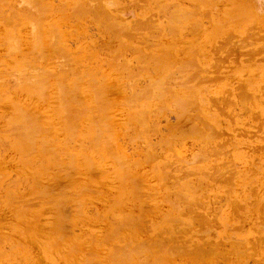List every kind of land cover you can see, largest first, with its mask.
<instances>
[{
  "label": "rangeland",
  "instance_id": "374dc122",
  "mask_svg": "<svg viewBox=\"0 0 264 264\" xmlns=\"http://www.w3.org/2000/svg\"><path fill=\"white\" fill-rule=\"evenodd\" d=\"M5 1L0 84L25 80L0 85V264H264V0H33L43 17ZM35 51L44 95L13 75ZM14 105L51 131L37 145Z\"/></svg>",
  "mask_w": 264,
  "mask_h": 264
},
{
  "label": "bare ground",
  "instance_id": "6f19581e",
  "mask_svg": "<svg viewBox=\"0 0 264 264\" xmlns=\"http://www.w3.org/2000/svg\"><path fill=\"white\" fill-rule=\"evenodd\" d=\"M6 1H7V0H6ZM6 1H5V3H6ZM9 1H10V0H9ZM13 1H14V0H13ZM21 1H22V0H21ZM21 1L19 0L18 2H21ZM38 1H40V0H37V2H38ZM45 1H47V0H45ZM16 2H17V0H16ZM27 2H29V3H30V2H33V4H35V5L31 4L32 6H34V8H35V6H36V9L32 8V6H31V8H32V14H34V15H35V12L33 11V9H34L35 11L40 9V11H42V13H43V14L40 13V14H41L40 16H42V17L45 15V13H47V12H45V10H46L47 7H48V9H50V11H51V9H52V8H51L52 6L50 7L49 5H48V6L43 5V7L45 6L46 8L40 7V6H41V3H40V2L37 4V5H38V8H37V5H36L37 2L35 1V3H34L33 0H31V1H30V0H25V2H22V3H27ZM42 2H44V1H42ZM0 3H3V2H1V0H0ZM22 3H20V4H22ZM29 3H27V4H29ZM20 4H18V6H19ZM1 5H2V4H1ZM6 5H7V4H4V5H2V6H6ZM10 5H11V4H10ZM22 5H23V4H22ZM24 5H25V7H24ZM24 5H23V7L20 6L21 8L18 7L17 5H15V6H17V8H16L15 6H14V7H15L17 10H18V8H19V9H22V10L26 8V9H25V12L29 10L28 12L31 13V8L29 7V5H27V6H26V4H24ZM39 5H40V6H39ZM27 7H28L29 9H28ZM49 7H50V8H49ZM53 7H54V6H53ZM1 8H3V7H1ZM11 9H12V8H11ZM16 9H15V10H16ZM27 9H28V10H27ZM43 9H45V10H43ZM17 10H16V11H17ZM0 11H2V10L0 9ZM16 11L14 12L15 15H17ZM5 12H6V13H5ZM5 12H3V13L6 15L7 12H8V9H7ZM12 12H13V11H12ZM12 12H11V13H12ZM22 12H23V11H22ZM25 12H23V13H25ZM33 12H34V13H33ZM9 13H10V10H9ZM11 13H10L9 18L7 17V19H5L4 16L2 17V15H0V16L2 17V20H1V18H0V20H1L2 22H3V21L5 22V20H6V21L10 20V17H12V16H11ZM26 13H27V12H26ZM26 13H25V14H22L21 16H22V17H24V16L26 17V16H27L26 18H28V19L30 20V18H31L30 16L33 17V15L31 14V15L28 17V15H26ZM29 13H28V14H29ZM37 13H38V12H37ZM48 13H49V11H48ZM48 13H47V14H48ZM50 13H51V12H50ZM53 13H54V11H53ZM4 14H3V15H4ZM49 15H50V14H49ZM35 16H36V17L38 16L37 18H38V20H40V18H39V14H36ZM52 16H53V15H52ZM17 17H18V16H16L15 21H17ZM12 18H13V17H12ZM33 18H34V19H32V20H34L33 22H32V20H30L31 23H30V21H29V23H30L29 25H31V24L33 23V24H32L33 27H32V26L30 27V30H31L30 33H31V36H32V35L34 36L33 39L36 40V38L38 39V37H40L39 35H41V32H40L41 28H40V25H38V24H40V22L43 23V22H42L43 20H42V21H41V20L38 21L35 17H33ZM45 18H46V17H45ZM45 18H44V19H45ZM4 19H5V20H4ZM13 19H14V18H13ZM41 19H42V18H41ZM47 19H48V18H47ZM35 20H37L38 24L35 22ZM45 20H46V19H45ZM10 21L12 22V20H10ZM10 21H8V23H10ZM34 22H35V23H34ZM5 23H6V22H5ZM11 24H13V23H11ZM36 24H37L39 27H36ZM10 26H12V25H10ZM34 26H35L36 28H35ZM50 26H51V25H50ZM52 27H53V26H52ZM52 27H51V29H52ZM12 28L14 29V27H12ZM31 28H33V29H31ZM37 28H38V29H37ZM34 29H35V30H34ZM32 30H33V31H32ZM36 30L39 31V32H37ZM52 30H53V29H52ZM54 31H55V30H54ZM54 31H53V33H52V36L55 35V32H54ZM15 32H16V31L14 30V33H15ZM33 33H34V34H33ZM38 33H39V34H38ZM37 34H38V37L35 38V36H36ZM12 35L15 36V37L13 36V38H16V37H17L15 34H12ZM12 35H10V38H11ZM29 35H30V34H29ZM49 36H50V34H49ZM7 38H8V37H7ZM41 39H42V37H41ZM41 39H38L37 41H34V42H35V43H34L33 40H32V37H31V40H32V42H33L35 45H36V42L40 43ZM51 39H52V40H51ZM53 39H54V41H53ZM5 40H6V39H5ZM15 40H16V39H13L12 41H15ZM16 41H17V40H16ZM19 41H20V40H19ZM49 41H50V43H47L48 46H45L43 42L41 43V45L38 44V45H40V46L42 47V53L40 54L41 51H38V53H39V54L41 55V57H42V61L44 60V58L46 59V61H50V60L52 61V60L54 59L53 57H54V55H55V37L52 38V37L50 36V37H49ZM51 41H52L53 43H52ZM9 42H11V39L9 40ZM33 43H32V45H33ZM51 43H52V45H50ZM6 44H7V43H4L3 45L6 46ZM11 44H12V43H11ZM11 44H10V45H11ZM14 44L16 45L17 42H16V43L13 42V49H14V50H12V52L15 51V50H16V51H19V50H18L19 47H17V45H16V48H17V49H15V48H14V46H15ZM1 45H2V44H1ZM7 45H8V44H7ZM10 45H9V46H10ZM35 45H34V46H35ZM34 46H33V47H34ZM11 47H12V46H11ZM5 48H6V47H5ZM8 48H10V47H8ZM31 48H32V47H31ZM36 48H38V47L36 46ZM39 48H40V47H39ZM46 48H48V49H46ZM32 49H33V48H32ZM32 49H31V51H32ZM45 49H46V50H45ZM36 50H37V49H36ZM16 51H15L14 53H17ZM21 51H22V50L20 49L19 52H21ZM31 51H29V54H30V55H32V53H30ZM8 52H9V54L11 53L10 51H8ZM26 52H27V51H26ZM26 52H25V53H26ZM14 53H12V54L14 55ZM22 53H23V51H22ZM33 53H34V52H33ZM18 54H19V53H18ZM18 54H17V55H18ZM20 54H21V53H20ZM34 54H35V55L33 56V58L35 57L36 60L33 59V58L31 57V59H32V61H31V59L28 58V60H30L32 63H31L30 61H27V59H25L27 62L30 63V64H28V69H26V67H27L26 64H27V63H25V65H24L23 62H21L22 65L25 66V68L22 67L21 70L17 71V72L14 73L13 75H16V74H17V76H18L20 73L23 74V72H26L27 70H29L30 73H31L30 78H33V80H32V79L30 80V79L27 77L26 80L28 81L27 84H29L28 87H30L31 89L34 88V89H32V90H36V92H37V90H40V91L42 92V85H46L45 83L48 82V81H46V79H47L49 76L47 77V72H46L45 70H43L44 67H45L44 64H43L44 67L42 66L43 69H41L40 66L37 65L36 61L41 60V59H39L40 57L36 55V51H35ZM42 54H43V55H42ZM7 55H8V53H7ZM23 55H25V54L23 53ZM23 55H22V56H23ZM26 55H27V54H26ZM26 55H25V56H26ZM18 56H19V55H18ZM20 56H21V55H20ZM26 57H27V56H26ZM38 57H39V58H38ZM51 57H52V58H51ZM3 58H4V57H3ZM7 58H8V57H7ZM19 58H20V57H19ZM21 58L24 59V56L21 57ZM37 58H38V59H37ZM49 58H50V60H48ZM33 60H34V61H33ZM22 61H24V60H22ZM34 62H35V63H34ZM38 62H39V61H38ZM43 63H44V62H43ZM5 65H6V63H5ZM17 65H18V62H17ZM50 65H51V64H50ZM50 65H49V66H50ZM46 66H47V65H46ZM11 67L13 68V66H11ZM15 67H16L15 69H17L18 66H15ZM3 68H4V67H3ZM7 68H8V67H7ZM8 69H9V68H8ZM13 69H14V68H13ZM3 70H5V69H3ZM48 72H49V71H48ZM0 73H2V71H1ZM3 73H4V72H3ZM6 74H8V73L1 74L0 76L3 77L4 75L6 76ZM10 74L12 75L11 72H10ZM10 74H8L9 77H11ZM54 74H55V73H54ZM23 75L25 76V73H24ZM23 75H22V77H23ZM26 75H27V74H26ZM52 75H53V73H52ZM2 77H1V78H2ZM15 77H16V76H15ZM18 77L20 78V77H21V74H20ZM22 77H21L20 79L16 77L17 80H16L15 78H13L14 82L12 81V79L9 78V79L11 80V82H10V80H8V81H9L11 84L9 83V84H7V85L5 84V85H6V86L10 85L11 87H13L14 85H12V84H18V81H19V80H20V81H19V83H20ZM24 78H25V77H24ZM2 79H3V78H2ZM18 79H19V80H18ZM28 79H29L30 81H29ZM48 79H50V78H48ZM52 79H53V78H52ZM3 80H4V79H3ZM23 80H25V79H22V81H23ZM0 81H1L2 83H4V81H2V80H0ZM27 81H26V82H27ZM49 81H50V80H49ZM1 82H0V83H1ZM5 82H6V81H5ZM16 82H17V83H16ZM26 82L24 81V84H26ZM43 82H45V83H43ZM20 84H21V83H20ZM20 84H18V85H20ZM0 85H2V84H0ZM18 85H17V86H18ZM22 85H23V84H22ZM47 85H48V84H47ZM2 86H3V85H2ZM6 86H5V87H6ZM26 86H27V85H26ZM5 87L3 86L2 89H4ZM14 87H16V85H15ZM0 88H1V87H0ZM46 88H47V87H46ZM12 89H13V88H12ZM10 90H11V89H10ZM2 91H3V90H2ZM2 91H1V92H2ZM5 92H6V91H5ZM38 94H39V93H38ZM41 94L44 95L43 92H42ZM70 94H71V93H70ZM3 95H4V94H3ZM5 95H6V94H5ZM43 95H42V96H43ZM0 96H2V95H0ZM7 96H8V93H7ZM45 97H47V96H45ZM73 97H74V96H73ZM71 98H72V97H71ZM95 98H96V97H95ZM66 99H67V98H66ZM75 99H76V98H75ZM75 99H74V100H75ZM78 99H79V98H78ZM78 99H77V101H78ZM98 99H99V97H98ZM103 99H104V98H103ZM37 100H38V99H37ZM71 100H72V99H71ZM99 100L101 101V99H99ZM44 101H45V100H44ZM64 101H65V100H64ZM67 101H69V100H67ZM79 101H80V100H79ZM92 101H93V100H92ZM94 101H97V100H94ZM132 101H133V100H132ZM74 102H75V101H74ZM74 102H73V103H74ZM97 102H98V101H97ZM65 103H66V102H65ZM75 103H76V102H75ZM131 103H132V102H131ZM196 103H197V102H196ZM62 104H63V102H62ZM66 104H67V103H66ZM71 104H72V103H71ZM84 104H85V103H84ZM99 104H100V102H99ZM114 104L117 105V103H114ZM63 105H65V104H63ZM67 105L70 106L69 103H68ZM97 105H98V104H97ZM57 106H58V104H57ZM68 106H67V107H68ZM76 106H77V105H76ZM80 106H81V105H80ZM100 106H101V105H100ZM106 106H107V105H106ZM109 106H111V105H109ZM129 106H130V105H129ZM78 107H79V106H78ZM96 107H97V106H96ZM111 107H112V106H111ZM113 107H114V106H113ZM13 108H15V109H14L15 114L18 115L20 118H21V117H24V118H25V116L27 115L28 118H29V120H30V116H29V114L26 113V112L24 113V111L22 112L21 109L19 108V106L16 107V105H14ZM58 108H59V107H58ZM64 108H65V106H64ZM76 108H77V107H76ZM92 108H93V107H92ZM19 109H20L21 112L19 111ZM67 109H68V108H67ZM80 109H81V108H80ZM84 109H85V108H84ZM95 109H96V108H95ZM101 109H102V108H101ZM104 109H105V108H104ZM104 109H103V110H104ZM77 110H78V109H77ZM91 110H93V109H91ZM98 110H99V109H98ZM57 111H58V110H57ZM62 111H63V112H62ZM66 111H67V110H66ZM66 111H65L64 109H62V106H61V110H60V112L62 113V115H64L63 113H66ZM70 111H71V110H68L67 113L70 112ZM79 111H80V110H79ZM79 111H78L77 113L81 114ZM105 111H106V110H105ZM32 112H33V111H32ZM32 112H31V113H32ZM85 112H86V111H85ZM90 112H91V111H90ZM97 112H98V111H97ZM97 112H95V113H97ZM99 112H100V111H99ZM101 112H102V110H101ZM101 112H100V113H101ZM141 112H142V111H141ZM143 112H144V111H143ZM22 113H23V114H22ZM58 113H59V112H58ZM67 113H66V115H65V118H66V116H68ZM77 113H75V111L72 113V114H73L72 117H74V115H75V117L73 118L74 120L76 119V117H82V116H76ZM82 113H83V111H82ZM102 113H104V112H102ZM137 113L139 114L138 111H137ZM145 113H146V112H145ZM15 114H14V115H15ZM69 114H70V113H69ZM83 114H84V113H83ZM98 114H99V113H98ZM142 114H144V113H142ZM24 115H25V116H24ZM38 115H39V114H38ZM70 115H71V114H70ZM77 115H78V114H77ZM91 115H92V114H91ZM102 115H103V114H102ZM144 115H145V114H144ZM85 116H86V115H85ZM138 116H139L138 118H140V119L136 118L135 116H133V118L135 117V120L138 121V120H141L142 117H143V116L140 117V115H138ZM146 116H147V115H146ZM146 116H145V117H146ZM14 117H15V116H14ZM14 117H13V118H14ZM130 117H131V116H130ZM26 118H27V117H26ZM26 118H25V119H26ZM67 118H68V117H67ZM231 118H232V117H231ZM16 119H18L17 116H16V118H15L14 120H16ZM31 119H33V118H31ZM35 119H37V118H34V120H35ZM68 119H69V118H68ZM68 119H67L66 121H68ZM77 119H78V118H77ZM93 119H94V118H93ZM105 119H106V118H105ZM107 119L109 120V118H107ZM204 119H205V118H204ZM22 120H23V119H22ZM29 120L26 119V120H25L26 122H23V123H25V126H24V124H22V122H21V125H19L18 123H15V124L19 125L18 127H16L17 125L15 126V124H14V127H16V130H18L19 132L21 131L20 133H18V134H20L19 136L23 137V135H24L23 133H25V135H27V134L29 133V134H32L33 136H34V135L36 136V134H38L39 136L42 135V134H40V133H45V134H47V133L45 132L47 129L45 130V129H44V126H43L41 123L38 122L39 119H38V120H35V121H37L36 123H33L34 120H33V121L30 120L31 123L29 122V125L27 124V126H26V123H27V121H29ZM79 120H80V118H79ZM19 121H20V120H19ZM75 121H76V120H75ZM101 121H102V120H101ZM101 121H100V122H101ZM106 121H107V120H106ZM141 121H144V120H141ZM141 121H140V123H142ZM149 121H150V120H149ZM64 122H65V121H64ZM71 122H72V121H71ZM100 122H99V123H100ZM102 122H103V121H102ZM147 123H149V122H147ZM205 123H207V122L205 121ZM64 124H65V123H64ZM64 124H63V125H64ZM66 124H67V123H66ZM68 124H69V123H68ZM68 124H67V125H68ZM72 124H73V123H72ZM94 124H95V123H94ZM96 124H97V123H96ZM106 124H107V123H106ZM106 124H105V125H106ZM22 125H23L24 127H26L27 129L23 128ZM67 125H66V127H67L71 132L74 133V132H75V129H74L75 127H73V126H72V127H68L69 125H68V126H67ZM143 125H144V124H143ZM145 125H146V124H145ZM211 125H212V124H211ZM28 126H29V128H28ZM107 126H108V125H107ZM109 126H110V125H109ZM129 126H130V125H129ZM146 126H147V125H146ZM20 127H22V128L20 129ZM61 127H62V126H61ZM97 127H98V125H97ZM101 127H102V126H101ZM110 127H111V126H110ZM131 127H132V126H131ZM135 127H136V125H135ZM105 128H107V127H105ZM132 128H133V127H132ZM50 129H51V128H50ZM87 129H88V127H87ZM98 129H100V128H98ZM98 129H97V132H99V136H101V133H102V132L98 131ZM145 129H146V128H145ZM212 129H213V128H212ZM24 130H27V131H24ZM73 130H74V131H73ZM91 130H93V128H91ZM128 130H129V128H128ZM18 131H17V132H18ZM48 131H50V130L48 129L47 132H48ZM87 131H88V130H87ZM104 131H105V129H104ZM109 131H110V130H109ZM123 131H124V130H123ZM130 131H132V129H131ZM210 131H211V130H210ZM5 132H6V131H5ZM50 132H51V131H50ZM97 132H96V131H93V132H92V131H89L88 134L94 136L95 134H97ZM106 132H108V130H107ZM154 132H155V131H154ZM156 132H157V131H156ZM219 132H220V130H219ZM219 132L216 131L217 135H219V134H218ZM21 133H22V134H21ZM104 133H105V132H104ZM108 133H109V132H108ZM114 133H115V132H114ZM116 133H117V132H116ZM124 133H125V132H124ZM145 133H146V131H145ZM150 133H151V132H150ZM209 133H210V132H209ZM214 133H215V132L213 131L212 135H213ZM220 133H222V132H220ZM228 133H229V132H228ZM18 134H16V135H18ZM29 134H28L27 136L24 135L23 139L29 136V140L32 139V140H30V141H33V143L31 144V146H32V145L34 144V138H35V136H34V137H30ZM71 134H72V133H71ZM74 134H75V133H74ZM133 134H134V133H133ZM157 134H158V133H157ZM210 134H211V133H210ZM222 134H223V133H222ZM67 135H68V134H67ZM79 135L81 136V134H79ZM97 135H98V134H97ZM110 135H112V134H109V136H110ZM149 135H150V134H149ZM215 135H216V134H215ZM215 135H213V136H215ZM14 136H15V135H14ZM39 136H38V137H39ZM69 136L71 137V135H68V137H69ZM74 136H75V135H74ZM74 136H73V134H72V137H71L72 140H73V137H74ZM88 136H89V135H88ZM95 136H96V135H95ZM95 136H94V137H95ZM115 136H116V134H115ZM115 136H114V137H115ZM224 136H225V135H224ZM229 136H230V134H229ZM83 137H84V136H83ZM96 137H97V136H96ZM101 137H102V136H101ZM116 137H117V136H116ZM40 138H41V141L39 142L40 145L38 146V148L42 147V144L44 145L43 147L45 148L47 145H50L51 142H52V141H50L51 138H50L49 141L46 140V139H49V137H46V139H45V137L42 136V137H40ZM84 138H86V136H85ZM111 138H113V137L111 136ZM129 138H130V137H129ZM131 138H132V137H131ZM172 138H173V137H172ZM214 138H216V137H214ZM66 139H67V138H66ZM68 139H69V138H68ZM88 139H89V137H88ZM94 139H95V141H99V139H98V140H97L96 138H93V139H92V137H91L90 140L93 141ZM103 139H104V137H103ZM105 139H106V138H105ZM115 139H116V138H115ZM160 139H161V138H160ZM24 140H26V142L29 141V140L27 141V138L24 139ZM84 140H85V139H84ZM86 140H87V139H86ZM106 140H107V139H106ZM106 140H105V141H106ZM109 140H110V139H108L107 141H109ZM65 141H66V140H65ZM165 141H166V140H165ZM24 142H25V141H24ZM55 142H56V141H55ZM55 142H54V143H55ZM86 142H87V141H86ZM112 142H113V139H112ZM161 142H162V141H161ZM168 142H169V141H168ZM0 143H1V142H0ZM28 143H29V142H28ZM35 143H37V142H35ZM66 143H67V142H66ZM95 143H97V142H95ZM100 143H101V142H100ZM102 143H104V142H102ZM102 143H101V145H102ZM24 144H25V143H24ZM29 144H30V143H29ZM72 144H73V143H72ZM98 144H99V142H98ZM98 144H96V145H98ZM108 144H109V143H108ZM108 144H107V145H108ZM113 144H114V143H113ZM150 144H151V143H150ZM158 144H160V142H159ZM165 144H166V143H165ZM168 144H169V143H168ZM18 145H19V144H18ZM34 145H37V144H34ZM51 145H52V144H51ZM63 145H64V143H63ZM79 145H82V143L79 144ZM96 145H95V146H96ZM99 145H100V144H99ZM101 145H100V146H101ZM103 145H104V144H103ZM103 145H102V146H103ZM107 145H106V147H107ZM162 145H163V143H162ZM1 146H2V145H1ZM19 146H20V145H19ZM53 146H54V145H53ZM53 146H52V147H53ZM65 146H66V144H65L64 146H62V148H61V147L58 148V149L60 150V151H59L60 153L63 152V151L66 152V148H65ZM67 146H68V145H67ZM73 146H74V145H73ZM102 146H101V147H102ZM114 146H115V145H114ZM163 146H164V145H163ZM5 147H6V146H5ZM21 147H22V146H21ZM23 147H24V146H23ZM52 147H49V148H52ZM98 147H99V146H98ZM98 147L96 146V148H98ZM101 147H99V148L101 149ZM151 147H152V146H151ZM151 147H150V148H151ZM160 147H161V145H160ZM18 148H19V147H18ZM29 148H30V147H29ZM32 148H33V147H32ZM32 148H31V149H32ZM49 148H48V151H49ZM54 148L57 149L56 146H55ZM75 148H76V147H75ZM99 148H98V150H100ZM103 148H104V146H103ZM107 148H108V147H107ZM113 148H114V147H113ZM154 148H155V147H154ZM63 149H64V150H63ZM115 149H117L116 146H115L114 150H115ZM156 149H157V147H156ZM2 150H3V148H2ZM28 150H29V149H28ZM44 150H46V149H44ZM53 150H54V149L52 148V151H53ZM95 150H96V149H94V151H95ZM3 151H4V150H3ZM29 151H30V150H29ZM38 151H39V150H38ZM41 151H42V150H41ZM54 151H55V150H54ZM57 151H58V150H57ZM84 151L86 152V150H84ZM111 151H112V150H111ZM36 152H37V150H36ZM75 152H77V151H75ZM78 152H79V151H78ZM87 152H88V151H87ZM102 152H103V151H102ZM32 153H33V152H32ZM44 153H45V152H44ZM44 153H43V154H44ZM79 153L81 154V152H79ZM82 153H83V152H82ZM114 153H115V151H114ZM114 153H113V154H114ZM162 153H163V151H162ZM28 154H29V153H28ZM54 154H55V153H54ZM57 154H59V153H57ZM69 154L72 155V158L75 156V155L73 156L74 153H72V152H70ZM69 154L66 153V155H68L69 157H71V155H69ZM23 155H24V154H23ZM63 155H64V154H63ZM77 155H78L77 157H80L79 154H77ZM81 155H83V154H81ZM107 155H108V154H107ZM116 155H117V154H116ZM68 156H67V157H68ZM111 156H113V155H111ZM119 156H120V155L118 154L116 157H117V158H120ZM124 156H125V155H122V154H121V158H120V159H117L116 157H114V158H112V159H115V158H116V159L119 160V161L121 160V161H122V162L120 161L121 163H124V164H125V161H127V160H125V159L127 158V156L123 159ZM23 157H24V156H23ZM40 157H41V156H40ZM57 157L59 158V156H57ZM75 157H76V156H75ZM75 157H74V159H75ZM82 157H83V158H87V157H85L84 155H83ZM82 157H81V158H82ZM60 158H61V157H60ZM65 159H67V158H65ZM65 159H64V160H65ZM69 159H70V158H69ZM69 159H68V160H69ZM23 160H24V159H23ZM37 160H38V159H37ZM82 160H83V159H82ZM90 160H91V158H90ZM101 160H102V159H101ZM123 160H125V161H123ZM20 161H21V160H20ZM40 161H41V160H40ZM40 161H39V162H40ZM56 161H57V159H56ZM58 161H59V160H58ZM70 161H73V160H70ZM74 161H75V160H74ZM78 161H79V160H78ZM87 161H88V160H87ZM104 161H105V160H104ZM150 161H151V160H150ZM39 162H38V163H39ZM66 162H67V161H66ZM92 162H93V161H92ZM92 162H91V163H92ZM113 162L116 163L117 161L115 162V160H114ZM120 162H117V163H120ZM34 163H35V162H34ZM69 163H70V162H69ZM73 163H74V162H73ZM84 163H85V162H84ZM126 163H127V162H126ZM128 163H129V162H128ZM27 164H28V163H27ZM71 164H72V163H71ZM134 164H138V163L136 162V163H134ZM29 165H30V164H29ZM39 165H40V163H39ZM67 165H69V164H67ZM88 165H89V162H88ZM139 165H140V164H139ZM31 166H32V165H31ZM69 166L72 167V165H69ZM77 166H78V165H77ZM124 166H125V165H124ZM131 166H132V165H131ZM137 166H138V165H137ZM137 166H136V167H137ZM54 167H55V166H54ZM61 167H62V166H61ZM64 167H65V166H64ZM66 167H67V166H66ZM66 167H65V168H66ZM78 167H79V166H78ZM120 167H121V166H120ZM128 167H129V166H128ZM134 167H135V165H134ZM138 167H139V166H138ZM229 167H230V166H229ZM52 168H53V167H52ZM67 168H68V167H67ZM78 169H79V168H78ZM117 169H118V168H117ZM125 169H126V168H125ZM128 169H129V168H127L126 172L128 171ZM161 169H162V168H161ZM54 170H55V169H54ZM54 170H53V171H54ZM67 170H68V169H67ZM69 170H70V169H69ZM74 170H75V169H74ZM131 170H132V169H131ZM47 171H48V170H47ZM47 171H46V172H47ZM48 172H49V171H48ZM50 172H51V171H50ZM229 172H230V171H229ZM68 173H69V172H68ZM88 173H89V172H88ZM101 173H102V172H101ZM203 173H204V172H203ZM64 174H65V173H64ZM103 174H104V172H103ZM127 174H128V173H127ZM49 175H50V174H49ZM65 175H67V173H66ZM68 175H69V174H68ZM68 175H67V176H68ZM100 175H101V174H100ZM205 175H206V174H205ZM62 176H63V175H62ZM130 176H131V175H130ZM2 177H3V176H2ZM51 177H52V176H51ZM163 177H164V176H163ZM180 177H182V176H180ZM184 177H185V176H184ZM20 179H21V178H20ZM127 179H128V178H127ZM174 179H175V178H174ZM182 179H183V178H182ZM168 180H169V179H168ZM180 180H181V179H180ZM29 181H30V183H31V180H29ZM170 182H171V181H170ZM179 182H180V181H179ZM178 184H179V183H178ZM38 187H39V186H38ZM127 188H128V187H127ZM45 189H46V188H45ZM120 189H121V188H120ZM81 190H82V189H81ZM133 190H134V189H133ZM45 191H46V190H45ZM57 191H58V190H57ZM45 193H46V192H45ZM60 193H61V192H60ZM66 193H67V192H66ZM75 193H76V192H75ZM134 193H135V192H134ZM176 193H177V192H176ZM72 194H73V193H72ZM76 194H77V193H76ZM80 194H81V193H80ZM169 194H170V193H169ZM180 194H181V193H180ZM43 195H44V194H43ZM45 195H46V194H45ZM58 195H61V194H58ZM66 195H67V194H66ZM135 195H136V194H135ZM182 195H183V194H182ZM62 196H64V195H62ZM68 196H71V195H68ZM104 196H106V195H104ZM132 196H133V195H132ZM43 197H44V196H43ZM47 197H48V196H47ZM59 197H60V196H59ZM64 197H65V196H64ZM106 197H107V196H106ZM137 198H138V197H137ZM202 198H203V197H202ZM196 199H197V198H196ZM47 200H48V199H47ZM61 201H62V200H61ZM81 201H82V200H81ZM47 202H49V201H47ZM66 202H67V201H66ZM177 203H178V202H177ZM0 204H1V203H0ZM63 204H64V203H63ZM193 204H194V203H193ZM232 204H233V203H232ZM86 205H87V204H86ZM177 205H178V204H177ZM53 206H54V205H53ZM56 206H57V205H56ZM56 206H55V207H56ZM64 206H65V205H64ZM72 206H73V205H72ZM74 206H75V205H74ZM90 206H91V205H90ZM90 206H89V207H90ZM175 206H176V205H175ZM35 207H36V206H35ZM83 207H84V206H83ZM83 207H82V208H83ZM186 207H187V206H186ZM238 207H239V206H238ZM76 208H77V207H76ZM82 208H80V210H81ZM178 208H180V205H179ZM187 208H189V207H187ZM57 209H59V208H57ZM93 209H94V208H93ZM71 210H72V209H71ZM82 210H83V209H82ZM179 210H181V208H180ZM25 211H26V210H25ZM183 211H184V210H183ZM71 212H73V211H71ZM77 213H78V211H77ZM79 213H80V212H79ZM123 213H124V212H123ZM184 213H185V212H184ZM22 215H23V214H22ZM75 215H76V213H75ZM37 216H38V215H37ZM54 216H55V215H54ZM95 216H97V215H95ZM107 216H108V215H107ZM125 216H126V215H125ZM86 217H87V216H86ZM128 217H129V216H128ZM126 218H127V216H126ZM106 219L108 220V218H106ZM63 220H64V219H63ZM66 220H68V219H66ZM109 221H110V220H109ZM122 221H123V220H122ZM110 222H111V221H110ZM113 222H114V221H113ZM113 222H112V223H113ZM117 222H118V221H117ZM119 222H120V221H119ZM64 223H65V222H64ZM123 225H124V224H123ZM129 225H130V224H129ZM144 225H145V224H144ZM119 226H120V225H119ZM126 226H127V225H126ZM124 227H125V226H124ZM116 228H117V227H115V230H116ZM139 228H140V227H139ZM139 228H138V229H139ZM53 230H54V229H53ZM150 230H151V229H150ZM60 231H61V230H60ZM141 231H142V230H141ZM177 231H178V230H177ZM55 233H56V232H55ZM171 233H172V232H171ZM104 234H105V233H104ZM104 234H103V235H104ZM113 234H114V233H113ZM173 234H174V233H173ZM57 235H58V234H57ZM60 236H61V235H60ZM79 236H80V235H79ZM111 236H112V234H111ZM128 236H129V235H128ZM172 236H173V235H172ZM6 237H7V236H6ZM92 237H93V236H92ZM101 237H102V236H101ZM106 237H107V236H106ZM115 237H116V236H115ZM213 237H214V236H213ZM155 238H156V237H155ZM61 239H62V237H61ZM93 239H94V237H93ZM163 239H166V238H163ZM180 239H182V238H180ZM7 240H8V239H7ZM90 240H91V239H90ZM105 240H106V239H105ZM106 241H107V240H106ZM159 241H160V240H159ZM2 242H4V241H2ZM94 242H95V241H93V243H94ZM154 242H155V241H154ZM31 243H32V242H31ZM93 243H92V244H93ZM111 243H112V242H111ZM135 243H136V242H135ZM157 243H158V242H157ZM159 243H160V242H159ZM190 243H191V242H190ZM193 243H194V242H193ZM102 244H103V243H102ZM129 244H130V243H129ZM173 244H174V243H173ZM219 244H220V243H219ZM19 245H20V244H19ZM99 245H100V244H99ZM126 245H127V244H126ZM140 245H141V244H139V246H140ZM147 245H148V244H147ZM151 245H152V244H151ZM169 245H170V244H169ZM186 245H187V243H186ZM188 245H189V244H188ZM201 245H202V244H201ZM256 245H257V244H256ZM0 246H1V245H0ZM13 246H14V245H13ZM21 246H22V245H21ZM71 246H72V245H71ZM136 246H137V245H136ZM157 246H158V245H157ZM176 246H177V245H176ZM176 246H175V247H176ZM197 246H199V245H197ZM224 246H225V245H224ZM25 247H26V246H25ZM64 247H65V246H64ZM119 247H120V246H119ZM127 247H128V246H127ZM165 247H166V246H165ZM192 247H193V246H192ZM192 247H191V248H192ZM27 248H28V247H27ZM116 248H118V247L116 246ZM137 248H140V247H137ZM183 248H184V247H183ZM47 249H48V248H47ZM62 249H63V248H62ZM123 249H124V247H123ZM170 249H171V248H170ZM251 249H252V248H251ZM132 250L134 251L133 248H132ZM138 250H139V249H138ZM144 250H145V249H144ZM179 250H180V249H179ZM29 251H30V250H29ZM124 251H125V249H124ZM130 251H131V250H130ZM130 251H128V252H130ZM133 251H132V253L134 254ZM139 251H141V249H140ZM190 251H191V250H190ZM7 252H8V251H7ZM110 252H111V251H110ZM115 252H116V251H115ZM125 252H126V251H125ZM143 252H144V251H143ZM164 252H165V251H164ZM5 253H6V252H5ZM139 253H140V252H139ZM173 253H175V252H173ZM190 253H191V252H190ZM257 253H258V252H257ZM125 254H126V253H125ZM137 254H138V253H137ZM186 254H187V253H186ZM94 255H95V254H94ZM94 255H93V256H94ZM123 255H124V254H123ZM141 255H142V253H141ZM146 255H147V254H146ZM191 255H192V254H191ZM255 255H256V254H255ZM15 256H16V255H15ZM93 256H92V257H93ZM115 256H116V255H115ZM127 256H128V255H127ZM138 256H139V254H138ZM143 256H144V255H143ZM147 256H148V255H147ZM147 256H146V257H147ZM174 256H175V255H174ZM220 256H221V254H220ZM3 257H4V256H3ZM107 257H108V256H107ZM122 257H123V256H122ZM131 257H132V255H131ZM135 257H137V256H135ZM182 257H184V256H182ZM187 257H188V256H187ZM190 257H191V256H190ZM112 258H113V257H112ZM133 258H134V256H133ZM185 258H186V257H185ZM203 258H204V257H203ZM251 258H252V257H251ZM131 259H132V258H131ZM135 259H136V258H135ZM144 259H145V258H144ZM172 259H173V258H172ZM109 260H110V259H109ZM132 260H133V259H132ZM148 260H149V259H148ZM156 260H157V259H156ZM188 260H189V259H188ZM198 260H199V259H198ZM253 260H254V259H253ZM19 261H20V260H19ZM22 261H23V260H22ZM30 261H31V260H30ZM76 261H78V260H76ZM80 261H81V260H80ZM80 261H79V262H80ZM113 261H114V260H113ZM190 261H191V260H190ZM209 261H210V260H209ZM87 262H88V261H87ZM114 262H115V261H114ZM136 262H137V261H136ZM139 262H140V260H139ZM147 262H148V261H147ZM192 262H193V260H192ZM20 263H21V262H20ZM77 263H78V262H77ZM112 263H113V262H112ZM115 263H116V262H115ZM134 263H135V261H134ZM157 263H158V261H157ZM157 263H156V264H157ZM169 263H170V262H169ZM139 264H141V263H139ZM153 264H154V263H153ZM200 264H201V263H200Z\"/></svg>",
  "mask_w": 264,
  "mask_h": 264
}]
</instances>
